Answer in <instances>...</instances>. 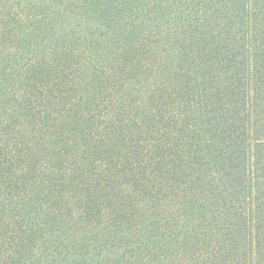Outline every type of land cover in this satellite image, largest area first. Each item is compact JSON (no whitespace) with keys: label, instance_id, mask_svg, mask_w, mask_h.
I'll return each mask as SVG.
<instances>
[{"label":"trees","instance_id":"16d2710c","mask_svg":"<svg viewBox=\"0 0 264 264\" xmlns=\"http://www.w3.org/2000/svg\"><path fill=\"white\" fill-rule=\"evenodd\" d=\"M0 264H264V0H0Z\"/></svg>","mask_w":264,"mask_h":264}]
</instances>
